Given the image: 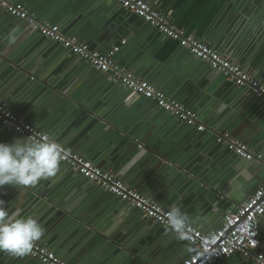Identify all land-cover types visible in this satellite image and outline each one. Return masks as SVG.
<instances>
[{
  "label": "crops",
  "instance_id": "0c3cea01",
  "mask_svg": "<svg viewBox=\"0 0 264 264\" xmlns=\"http://www.w3.org/2000/svg\"><path fill=\"white\" fill-rule=\"evenodd\" d=\"M11 1L21 3L27 7L24 0ZM29 1L39 12V19L42 22L58 25L63 35L75 37L88 44L92 51L108 52L113 46L125 41V45L115 56V60L121 68L138 79L155 85L166 93L169 98L181 102L186 107L189 106L187 108L196 112L206 125H208V119L214 118V122L210 121L213 125H216L222 119L223 123L228 121L236 123V126H242L244 130L249 131L245 137L247 141L238 140L237 138L235 140L245 144L253 154L261 155L262 160L264 159V105L247 94L244 88L229 86L231 85L230 82L218 72V74L212 75V70L206 64L197 62L195 57L181 49L176 42L164 38L153 28L141 22L139 18L116 5L112 0ZM146 1L160 13L168 15L176 25L183 28L189 35L206 41L218 53L235 61L264 88V0ZM8 17V14L0 8V33L3 34L0 38V47H2L0 50H9L15 53L17 57H24L29 61L36 58L41 61L44 67L49 64L52 77L59 75L66 86L70 84V89L73 87H77V89L86 87L85 92L88 98L91 99V103L94 102L99 108H104V105L107 108L110 106L108 104L113 106L112 103L119 99L121 94L129 91L123 85L111 82L107 77L97 76V80H93L94 70L90 64H85L86 62L72 55L59 44L56 45L52 40L46 39L40 34L32 33L28 29L29 27L22 26ZM13 30H15L17 39L15 44H10L8 37ZM14 75L11 73L4 75L0 66V87L5 86V84H7V87L10 85L15 87L16 83L19 82L17 90H20L23 80H13ZM21 93L22 91L20 94L18 91L19 97L23 95ZM14 99L15 97L7 99L14 103V108L10 107L12 106L9 105L11 103L0 104L6 106L12 113L21 117L30 125L34 124L32 114L35 106L29 105L32 101V94L30 93L29 102L27 99L26 101L19 100L20 102L14 101ZM142 99L140 96L130 94L126 106L130 107L131 104L135 103L136 107L129 110L124 117L125 124L132 129L144 128L145 131L149 129L152 134L160 131L163 135L159 138H163V149L171 151L181 158L185 157L184 159L188 165L192 163L191 165L194 168L201 169L205 175L202 177L210 181L214 188H218L221 182H226L231 190L227 193L229 197L222 196L219 200L208 194L211 187H204L205 191H201L195 183L191 184L189 182H184L179 187L175 184L174 187L166 189L156 187L152 189L154 190L152 192H145L143 189L137 191L153 201L161 195V202L155 201L156 203L168 210L173 206L180 207L188 215L190 224L203 233L208 231L210 233L221 224L225 214L242 204L258 188L238 197L239 199L234 197L232 194L239 189L237 186L242 185L240 181L245 183L249 179H246L243 175H238L240 181L235 176L229 179L227 169L234 168L233 164H226L229 158L227 159L222 154L223 149L214 152L212 149H207L212 141L210 135H204L203 132H197L192 128L182 126L179 122L173 120L172 116H167L165 111ZM136 119L139 121H136ZM87 127L88 125L84 128L87 129ZM90 129L88 128L85 133H83L84 129L82 132L79 129L81 133L78 131V134H76V131L73 132L74 129L68 130L69 141H67V138V145H60L72 153L89 159L94 164L95 161L91 159V156L100 154L101 151L99 150L100 146L93 147L95 143L92 142L93 135L87 133ZM216 129L218 130V128ZM91 131L92 134H95L93 128ZM2 133L7 134L0 135L4 137H0V141L5 139L10 132L5 130ZM83 134H86L87 138H84ZM81 135H83L81 139L85 140L84 143L78 149L74 148L73 144L80 141ZM139 146H142V144L139 143L138 148H140ZM230 161L235 162L237 160L231 158ZM253 162L246 161V163ZM126 167L128 166L122 163L119 165L118 170L121 171ZM134 168L130 166L126 172L131 174L125 175L127 177H124L121 181L132 189L134 187L143 188L144 185H141V181H143L146 173L153 172V170L141 171ZM133 169L134 171H132ZM247 175L250 179L254 178L250 174ZM67 176L69 180L65 189L66 195L69 194L75 198L84 193V195L88 194L87 197L91 198L88 209H83L85 214L92 217L94 209L96 211L97 208H103V211L109 214H107L109 220L106 222H110L112 218L115 221L113 224L108 225H123L121 234L125 235L124 238L130 237L129 241H132L130 242L132 245L137 240H141L140 243L147 241V238L150 239L151 226L145 223V216L112 195L103 196V192L97 189L96 184L95 188H90L91 190L89 188L84 189L83 186L80 188V185L74 184L77 178L65 171L63 178ZM61 179L58 180L61 181ZM44 182L47 183L48 181H41L37 186L44 185ZM10 188L9 191L4 189L6 190V197L3 199L9 214L11 215L19 210L22 217L31 215V217L36 218L44 226V233L50 231L53 225L56 224V220H59L60 215H62L60 210L54 208L52 204L49 206L37 204L27 194L28 191L24 193L27 188L21 187V189H18V187L13 193V188ZM96 191H100V193ZM235 200H238V202ZM28 207H30L29 210H25ZM50 207H53V210ZM120 213H124L125 216L118 218L117 216ZM44 217H46L45 220H43ZM126 218L128 220H125ZM152 225L156 224L153 223ZM127 226L131 227L129 231L125 229ZM158 229L162 231L160 233L164 232V228L159 227ZM52 231L62 237L63 245H66L64 241L66 242L68 239L72 241L75 236L71 228L68 229L69 233L67 235H64L66 232L62 229L59 230V227H55L49 233ZM71 233V238H68ZM168 233L161 234L163 236L155 241V251L151 257L160 256V259L156 261L160 264H167L166 256L168 255V259H178L179 264L191 254L192 249L185 240L184 244H180L178 247L175 245V240L167 241L165 237L171 235L170 232ZM76 238V241L71 243L73 245L70 246L74 247L75 255L86 253L83 256L89 257L91 251L89 252L88 247H91V244L95 246L92 236L82 235ZM258 239V251L264 253V217L260 221ZM47 240L41 238L42 242L39 245L47 246L51 250L52 245L47 244ZM24 261L26 260L22 257L0 252V264L30 263L28 260ZM141 264L149 263L142 261ZM218 264L254 263L244 259L240 254H236L229 259L221 260Z\"/></svg>",
  "mask_w": 264,
  "mask_h": 264
},
{
  "label": "water",
  "instance_id": "95a60500",
  "mask_svg": "<svg viewBox=\"0 0 264 264\" xmlns=\"http://www.w3.org/2000/svg\"><path fill=\"white\" fill-rule=\"evenodd\" d=\"M24 2L27 5V7H25L28 12L34 13L39 19L40 14L33 7L31 1L24 0ZM8 18H10V20L18 22V24H21L22 26L29 27L28 29L32 33L39 34L32 28V26L28 25L27 22L20 21L10 16ZM141 22L143 21L141 20ZM145 25L152 28L148 24ZM154 31L156 30L154 29ZM2 36L3 34L0 33V38ZM54 43L56 45L59 44V46H62L58 42ZM116 46H120V44ZM0 49H2V47H0ZM196 60L197 62L206 64L209 67L206 62H203L199 59ZM85 64L88 63L86 62ZM48 65L44 67L41 61L37 60L36 58H34L33 61H29L27 58H22L20 56L17 57L15 53L9 50H0V66L4 75H9L10 73L15 74L13 80H23L21 86L22 88L24 87V89L20 88V90H17V85L19 82L16 83L15 87H12V85L7 87V84H5V86L3 87H0V103H11L9 104L12 105L10 107L14 108V103H12L11 100L7 99L15 97L14 101H26L27 99V101L29 102L31 93L32 101H30L29 105L35 106L33 108L34 112L32 114V121L34 123L32 124L33 127L42 130L48 135L50 134L51 138L59 144L67 145V138V141H69V135H67L68 130L74 129L73 132L76 131V134H78L80 131L82 132L83 129V133H85L88 128H91L87 133H91V135H93L94 139L92 142H95L93 144V147L100 146L99 150L101 151L100 154L91 156V159L95 161L94 165L102 168V170L107 173L115 175L116 178L120 180L124 179V177H127L125 175L131 174L130 172H126V170L130 166L132 168L136 167L134 169L138 168V170L141 171L147 169L153 170V172L150 171L149 173H146L143 181H141V185H144V187H134V189L136 190L143 189V191L145 192H152L154 191L152 189L156 187L166 189L168 187H174L175 184L179 187L182 183L189 182L191 184L195 183L201 191H205L204 187H211V191L208 194H210L211 197H216L217 200H219L222 196L229 197L227 193L230 192L231 188H228L229 186L226 182H221L218 188H214L212 186L213 184H211L210 181L202 177L205 175L203 174L201 169L194 168L191 165L192 163L188 165L184 159L185 157L181 158L179 155H174L171 151L163 149V138L159 139L163 136L160 131L158 133L152 134V131L149 129L147 131H145L144 128L132 129L125 124L124 117L129 110H132L134 107H136L135 103L131 104L130 107L128 106L129 108L126 106V103L130 99V94L132 93L130 90L128 91L129 93L126 92L121 94L119 99L112 103L114 104L113 106H111V104H108L110 106L107 108H105V105L104 108H99L94 102L91 103V99L88 98L87 93L85 92L86 87H81V89L73 87L72 89H70V84L69 86H66L59 75L52 77ZM92 68L94 70V76L92 77L93 80H97V76H103L109 78L110 81L115 84H120L116 80H113L109 75L101 73L94 67ZM212 72V75L218 74L215 70H212ZM223 78L226 79L224 76ZM230 84L231 85L229 86H232V88H239L231 82ZM18 91L19 94L22 91V97H19ZM244 91L253 98H256L250 89L244 88ZM132 94L134 95V93ZM142 100L146 101L144 98ZM256 100L260 104L264 105L261 99L256 98ZM114 107H116V111L114 110ZM165 113L167 114V116H172L173 120L179 122L182 126L188 127L172 114L168 112ZM136 121L139 120L136 119ZM210 121L214 122V118L207 120L208 129L212 132L204 131L202 133L204 135L209 134L210 139L212 140V143L210 142L211 145H208L209 147L207 149H212L213 152L218 149H223L222 154L226 156L227 159L229 158L226 164H233L234 167L227 169L229 172L227 173L229 179L230 177L235 176L236 179L240 181V176L238 175H243L246 179H249V181L245 183L244 181H240L242 185L237 186L239 189L232 195L239 199L238 197L248 194L253 189L264 188V159L261 162L246 163L245 160L239 158L232 151L228 150L225 145L217 143L215 139V134H223L226 132L228 134L230 132L229 135H232L233 137H231L233 139L237 138L238 140L240 139L243 141H247V138L245 137L248 135L249 131L244 130L242 126H236V123H231L228 121H224L223 123L222 119L220 122H217L216 125H213ZM82 125H88L87 129H85V126ZM92 128L93 131H95V134H92ZM216 128H218V130ZM5 130L6 132L10 133L9 135H7V137H5V139L0 142L10 143L15 138H24L23 136H20L19 134L13 132L11 129L5 127L0 121L1 136L2 134H7L2 133L5 132ZM83 135H81L80 141L78 143L73 144L74 148L78 149V147H80L84 143L85 140L81 139ZM85 135L83 137L87 138V136ZM139 143L142 144V146H139L140 148H138ZM66 150L68 151V149ZM103 150L105 151L103 152ZM87 154H89V152H87ZM231 158L237 161L232 162L230 161ZM122 163L123 165H127L128 167L121 169L120 171L118 170V167ZM239 164H241V166H239ZM238 166L239 168H237ZM134 169L132 171H134ZM65 171H68L71 176L77 178V181H75L74 184L80 185V188L82 186L84 189L89 188V190L95 188V183L83 178L75 169L67 166L62 162L57 174L54 177L49 178L47 180V183L44 182V185L42 184L36 187H24L27 188L25 189L24 193H27L28 191L29 193L27 194L37 204L42 206H49L52 204L54 208L60 210V213L62 215H60L59 220H56V224L53 225L52 229H54L55 227H59V230L62 229L64 232H66L64 233V235H67L70 231H68V229L71 228L73 230L72 233H75L72 241H70V239L66 240V242L64 241L66 245H63V239H61L62 237L54 233V231L49 233L52 229L44 233L42 239H48L46 243L52 245L51 250L53 249L52 251H55L56 255L60 259L71 264H141L142 261L149 264H160L156 261L157 259H160V256L151 257V255L155 251V241H158V238H161L163 236L161 234H169L166 229H164L165 233H160L162 231H160L158 228L161 226L157 223H155L156 225H152L154 222L151 219L145 217V223L151 226V231L149 233L150 239L147 238V241H143L140 243L139 241L141 240H137L136 243L132 245L130 243L132 241H129L130 237L124 238L125 235L121 234L123 225H108L113 224L115 221H113L112 218L110 222H106L107 220H109V214L106 211H103V208H97L96 211L94 209L92 213L94 214V217L92 216L93 218L83 212V209H88L87 207L91 202V198L87 197L88 194L84 195L83 193V195H79L75 198L72 195H66L65 189L69 179L68 176L63 178V174ZM247 174L254 176V178L250 179L249 175ZM59 177L62 178L61 181L58 180L60 179ZM10 187L11 186L5 185L3 188H0V199H4L6 197V190L4 189H7L9 191V189H11ZM18 189H21V187H19ZM97 189L103 192V196H108L109 193H106L99 186ZM16 190V188H13L12 193ZM100 191L96 192L100 193ZM163 192L165 193V190ZM160 198L161 195L157 196L155 201L161 202ZM235 201L238 202V200ZM53 207H50V209L53 210ZM29 208L30 207L26 208L25 210H29ZM7 211L9 212V210ZM102 215L104 216V218ZM124 216V213H120L117 217L120 218ZM29 217H31V215ZM45 218L46 217H44L43 220H45ZM128 218H126L125 220H128ZM125 229L129 231L131 227L127 226L125 227ZM77 232L78 234H76ZM72 233L68 236V238H71ZM207 233H209V231ZM82 235H91L95 242V246L94 244H91V247H88L89 252L91 251L89 257H85L86 255L83 256V254L86 253L75 255L76 251H74V247H70L73 245H71V243L76 241V237ZM165 239L167 241L175 240V245L177 247L180 244H184V240L175 238L173 234H171L170 237H165ZM41 242L42 241L40 240L36 243L40 244ZM22 258L30 262L24 264H42L36 259H33L27 255L23 256ZM166 261L167 264H178V259H168V255L166 256Z\"/></svg>",
  "mask_w": 264,
  "mask_h": 264
},
{
  "label": "built area",
  "instance_id": "2783aa9c",
  "mask_svg": "<svg viewBox=\"0 0 264 264\" xmlns=\"http://www.w3.org/2000/svg\"><path fill=\"white\" fill-rule=\"evenodd\" d=\"M112 1L151 26L164 38L176 42L181 49L196 59L206 62L212 70L224 76L235 86L250 89L256 98L264 102V88L239 64L218 53L206 41L189 35L168 15L160 13L146 0ZM0 8L10 17L27 22L41 36L60 43L72 55L87 62L101 73L109 75L135 95L172 114L188 127L194 128L197 132H212L196 112L188 109L181 102L169 98L155 85L138 79L117 64L115 56L121 46L125 45V41H122L120 46H113L108 52L92 51L88 44L75 37L63 35L58 25L39 20L34 13H29L21 3L0 0ZM0 121L5 127L24 138L41 140L45 135L49 136L12 113L2 104H0ZM215 139L217 143L225 145L228 150L245 161L260 162L262 160L261 155L253 154L245 144L236 141L227 133L215 134ZM63 149L66 155L61 161L62 163L75 169L83 178L92 181L105 192L126 203L162 228H167L166 213L169 211L168 209L139 191L128 187L120 179L95 166L89 159L67 151L64 147ZM263 217L264 188H258L242 204L225 214L221 224L210 233H203L190 224L191 239L185 240V242L190 245L192 251L179 264H218L221 260L229 259L236 254H240L244 259L250 260L254 264H264V253L258 251L259 227ZM253 221L255 222L254 227L249 228V223ZM204 248H208L209 253L201 255ZM27 256L42 264H71L60 259L47 246L38 243L34 244L32 251Z\"/></svg>",
  "mask_w": 264,
  "mask_h": 264
},
{
  "label": "clouds",
  "instance_id": "9594fccd",
  "mask_svg": "<svg viewBox=\"0 0 264 264\" xmlns=\"http://www.w3.org/2000/svg\"><path fill=\"white\" fill-rule=\"evenodd\" d=\"M15 30L9 34L10 44L16 43ZM66 153L54 139L45 135L41 140L15 138L10 143L0 142V188L36 187L41 181L54 177ZM167 228L179 240H190L188 215L178 206L166 213ZM250 222L248 227H254ZM44 228L33 217H22L19 210L11 215L0 199V252L16 257L29 254L44 235ZM254 235V233H253ZM209 253L208 248L201 255Z\"/></svg>",
  "mask_w": 264,
  "mask_h": 264
}]
</instances>
